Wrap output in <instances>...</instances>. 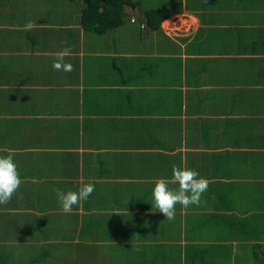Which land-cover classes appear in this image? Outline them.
<instances>
[{"label":"crops","instance_id":"obj_1","mask_svg":"<svg viewBox=\"0 0 264 264\" xmlns=\"http://www.w3.org/2000/svg\"><path fill=\"white\" fill-rule=\"evenodd\" d=\"M141 2L100 34L76 1L0 0V156L15 154L23 180L0 204L2 262L41 237L56 248L32 256L48 249L47 263L264 264V0ZM148 5L170 8L157 29ZM64 47L71 72L52 67ZM171 133L180 143L151 146ZM173 165L208 188L168 220L148 189ZM90 182L68 224L54 189Z\"/></svg>","mask_w":264,"mask_h":264},{"label":"clouds","instance_id":"obj_2","mask_svg":"<svg viewBox=\"0 0 264 264\" xmlns=\"http://www.w3.org/2000/svg\"><path fill=\"white\" fill-rule=\"evenodd\" d=\"M135 22L133 18L132 23ZM33 28L34 22L28 21L20 30L30 31ZM70 51V48L64 47L55 53L52 64L54 70L63 72L73 70V65L66 62V57L69 56ZM14 155L13 152L9 151L6 156H0V204L10 202L23 183L14 162ZM170 184L178 185V187L171 189L169 188ZM207 188L208 180L200 177L197 171L173 165L170 179H157L154 182L152 209L158 210L166 219L173 220L177 204L185 209L193 205L199 206L202 194L207 191ZM94 190V184L91 182L82 184L76 191L68 190L65 192L59 188L54 189L61 211L65 214H71L74 206L87 200ZM113 213L120 214L118 212Z\"/></svg>","mask_w":264,"mask_h":264},{"label":"trees","instance_id":"obj_3","mask_svg":"<svg viewBox=\"0 0 264 264\" xmlns=\"http://www.w3.org/2000/svg\"><path fill=\"white\" fill-rule=\"evenodd\" d=\"M78 2L79 5L72 6L74 10H78V16L80 19V23L82 24L83 29L94 32V33H104L106 30L115 28L119 25H121L124 21V9L125 5H131V6H139V4H143L141 2L142 0H72V2ZM170 8L165 6L162 7H150L149 5L147 6V9L144 11V15L147 19L146 23L149 25L150 28L157 29L160 27L161 21H163L165 18H167L170 15ZM143 26V25H142ZM57 39V38H56ZM164 140L158 141L157 143L154 142L151 144V146L156 145V144H163V146L166 144L165 147L170 146V145H177L180 143V135L178 133H171L167 136H164ZM146 154V153H143ZM163 155H165L163 153ZM162 161H163V156H162ZM140 167H143V169L140 170H146V166L140 165ZM40 186V185H39ZM47 188L45 187V190ZM39 193L42 195L45 194L44 188H40L37 190ZM152 188L148 189V192H151ZM40 197V196H37ZM26 202H31V204H27L28 206H40L41 203L43 204L46 202V199L42 200L37 199L36 202L32 201V197L29 199L25 200ZM39 209V208H38ZM65 215V222L68 224L74 221L77 218L76 213H71V214H64ZM70 216V217H69ZM103 235H106L107 238L114 239L117 238L118 232L117 230H107L106 232H102ZM122 233V232H121ZM120 233V234H121ZM125 233V232H124ZM65 237H70L69 232L64 233ZM63 235V236H64ZM41 243L43 242V245H40L39 247H36V251H32L30 245L29 246H21L23 248V252L20 255V257H17L20 259L17 262H13V257L8 255V261L9 262H2L1 261V251H0V264H66L67 262H58L55 261L54 263H47L46 256L48 249L44 253L38 254V257L34 258L32 255L36 253L37 251L43 252L45 247L51 248H56L54 247V244H49L47 245V242L42 241V238L39 237L37 238ZM37 240V241H38ZM56 245V244H55Z\"/></svg>","mask_w":264,"mask_h":264},{"label":"rangeland","instance_id":"obj_4","mask_svg":"<svg viewBox=\"0 0 264 264\" xmlns=\"http://www.w3.org/2000/svg\"><path fill=\"white\" fill-rule=\"evenodd\" d=\"M143 14V13H142ZM152 138H155V135H152ZM157 140H159V138L157 139ZM146 143V142H145ZM137 170H140V169H143V167H137L136 168ZM122 185V184H121ZM122 186H125L124 184L122 185ZM138 194H140L139 193V191H138V193H136V192H133V195H134V197L133 198H130V201L131 202H133L134 201V199H136V201H137V199H139L140 198V196H142V195H138ZM147 198H148V200H147V203H149L150 201H151V197L149 196V195H145ZM144 196V197H145ZM143 198V197H142ZM141 198V199H142ZM121 200V199H120ZM108 202H111V203H113L114 204V206H116V205H118V196H115L113 199H109V200H107ZM106 217V216H105ZM103 219H105V218H103ZM98 227L99 226H94L93 228L94 229H98ZM114 256V255H113ZM104 261H103V263L102 262H100V260L99 259H97V258H94V263L93 264H107L106 262H107V256L105 255V256H103V257H101ZM118 263V262H117ZM116 263V264H117ZM66 264H68V263H66Z\"/></svg>","mask_w":264,"mask_h":264}]
</instances>
